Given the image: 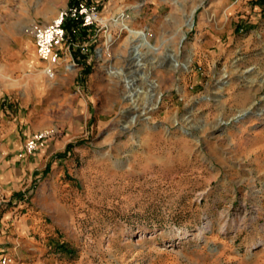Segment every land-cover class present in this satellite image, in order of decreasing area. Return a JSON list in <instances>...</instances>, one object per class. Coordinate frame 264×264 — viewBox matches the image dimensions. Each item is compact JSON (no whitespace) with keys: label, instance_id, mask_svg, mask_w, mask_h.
<instances>
[{"label":"rangeland","instance_id":"obj_1","mask_svg":"<svg viewBox=\"0 0 264 264\" xmlns=\"http://www.w3.org/2000/svg\"><path fill=\"white\" fill-rule=\"evenodd\" d=\"M83 1L51 79L32 33L73 1L0 0V259L264 264V0Z\"/></svg>","mask_w":264,"mask_h":264},{"label":"built area","instance_id":"obj_2","mask_svg":"<svg viewBox=\"0 0 264 264\" xmlns=\"http://www.w3.org/2000/svg\"><path fill=\"white\" fill-rule=\"evenodd\" d=\"M98 15L97 5H87L83 0H76L72 7L59 14L51 22L45 25H36L32 33L34 44L39 59L45 64L44 73L47 77L53 79L56 75L60 51L67 38L66 22L76 21L78 25L73 32L78 34L80 30L91 29L99 20ZM47 134H34L25 143V152L27 154L34 153L45 142ZM0 264H12V259L3 256L0 259Z\"/></svg>","mask_w":264,"mask_h":264},{"label":"bare ground","instance_id":"obj_3","mask_svg":"<svg viewBox=\"0 0 264 264\" xmlns=\"http://www.w3.org/2000/svg\"><path fill=\"white\" fill-rule=\"evenodd\" d=\"M194 12H195V9L193 10V12H192V15H190V17L187 19V21H186V26L187 27H189V28H192L193 27V18H192V16H193V14H194ZM125 26H126V29H128L133 35H135L136 37H137V39H138V43L134 46V48H133V56H132V68H133V70H132V73L135 75H141V73L143 72V69L145 68L144 67V65H145V63H144V57H145V55H144V53L142 52V49L143 48H148L150 51H157V47L156 46H154L152 43H151V41H150V38H149V35L148 34H146L145 32H143V31H137V30H134L130 25H126L125 24ZM184 38V34H182V36H181V40ZM170 59H172V60H175L174 62H177L176 60H177V54H175V53H168V55H167ZM192 61V58L191 57H189L188 58V60H187V62H185V65H188L190 62ZM175 65V64H174ZM189 66V65H188ZM112 74H116L117 76L119 75H122V73L120 72V71H118V72H111ZM137 77V76H136ZM144 76L142 75L141 76V78L139 77V78H137L138 80H147V81H149L150 82V92H152V94H150L151 96H153V97H155V99L153 100V101H150V102H148L147 104H140L139 103V101H140V98H139V100H138V102H137V104L135 105V107H134V109H135V111H137L138 112V116L137 117H141L142 115H144V114H147L148 112H150L153 108H154V106L157 104V100H158V98H159V94H160V92H159V90H158V85L157 84H155V82L154 81H152V80H150V79H148V76L147 77H144ZM135 79L133 78L132 79V81H134ZM144 80V81H145ZM263 83H264V80H263ZM128 84V83H127ZM140 94V93H139ZM142 94V93H141ZM131 95H133V97L134 96H138V93L137 92H134V91H132V93H131ZM135 99L137 100V98L135 97ZM136 100H135V102H136ZM155 101V102H154ZM134 111V112H135ZM135 117V116H134ZM132 123H133V121L130 123V125H129V127H131L132 126Z\"/></svg>","mask_w":264,"mask_h":264},{"label":"trees","instance_id":"obj_4","mask_svg":"<svg viewBox=\"0 0 264 264\" xmlns=\"http://www.w3.org/2000/svg\"><path fill=\"white\" fill-rule=\"evenodd\" d=\"M72 4L71 6H73L75 4V0H72ZM78 23L76 21H67L66 22V25H65V28H66V31L67 33H70V34H73L74 36H76V33L73 32V30L77 27Z\"/></svg>","mask_w":264,"mask_h":264},{"label":"crops","instance_id":"obj_5","mask_svg":"<svg viewBox=\"0 0 264 264\" xmlns=\"http://www.w3.org/2000/svg\"><path fill=\"white\" fill-rule=\"evenodd\" d=\"M88 30H90V29H85V30H83V31L86 33ZM87 35H89V33H87Z\"/></svg>","mask_w":264,"mask_h":264}]
</instances>
